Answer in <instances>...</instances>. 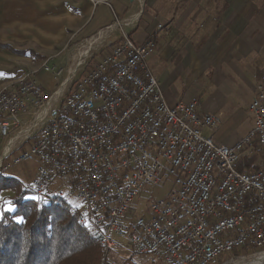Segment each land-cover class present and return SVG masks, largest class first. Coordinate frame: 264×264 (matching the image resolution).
Masks as SVG:
<instances>
[{"label":"built area","instance_id":"built-area-1","mask_svg":"<svg viewBox=\"0 0 264 264\" xmlns=\"http://www.w3.org/2000/svg\"><path fill=\"white\" fill-rule=\"evenodd\" d=\"M155 51L152 40L137 45L124 36L95 69L70 77L54 108L57 99L33 72L1 88L0 171L37 162L33 193L56 187L74 199L106 253L123 240L162 264H218L237 249L243 254L225 264L253 260L264 254V73L248 106L253 127L228 147L203 134L221 114L200 113L197 98L167 102L146 64ZM42 70L58 75L46 63ZM31 113L28 129L10 138ZM27 130L38 138L11 157ZM153 190L166 193L139 211L141 196Z\"/></svg>","mask_w":264,"mask_h":264},{"label":"crops","instance_id":"crops-1","mask_svg":"<svg viewBox=\"0 0 264 264\" xmlns=\"http://www.w3.org/2000/svg\"><path fill=\"white\" fill-rule=\"evenodd\" d=\"M159 2L0 0V89L28 71L35 73L43 90L51 92L58 79L45 73L37 63L63 64L66 70L73 64V70H78L81 64L94 59L100 62L117 44L116 32L122 30L137 45H143L158 34L156 51L148 56L146 64L157 77L170 105L189 102L196 96L200 102L201 93L195 86L194 91L192 86L187 90L180 88L177 82L191 83L208 76L219 64L224 74L215 76L213 71L211 78L220 77V83L227 86L235 80L246 83L252 92L249 106L257 79L264 73V0H166L161 11L156 12ZM134 16L137 18L132 23H126ZM200 17L204 18V32L198 36L199 31H193L192 24ZM163 29L166 33L171 30L178 33L177 39L182 44L178 46L175 39L169 41ZM198 38L204 39V43L197 53ZM232 73H238L239 78L232 77ZM199 112L212 115L200 105ZM218 113L222 115L220 108H216L213 115ZM229 115L232 123L237 114L234 116L231 110ZM27 116L20 117L21 124ZM252 127L253 121L248 132ZM248 132L227 144L222 138L216 143L230 147ZM35 167H38L37 162ZM28 168L22 164L10 175L20 181L29 175L31 181L36 170L30 173ZM153 255L148 264H162L160 257Z\"/></svg>","mask_w":264,"mask_h":264},{"label":"trees","instance_id":"trees-1","mask_svg":"<svg viewBox=\"0 0 264 264\" xmlns=\"http://www.w3.org/2000/svg\"><path fill=\"white\" fill-rule=\"evenodd\" d=\"M164 1L155 6L156 12L161 11ZM166 32L162 31L169 41L175 39L181 45L178 33ZM157 39V33L149 38L155 44ZM31 144L28 139L11 157L28 150ZM10 161L6 159L3 164ZM29 189L30 185L28 188L8 171H0V210L7 206L2 202L6 195L13 209L0 216V264H106L108 253L94 232L78 221L80 206L69 197L57 195L56 187L42 197ZM232 253L243 254L237 250Z\"/></svg>","mask_w":264,"mask_h":264},{"label":"rangeland","instance_id":"rangeland-1","mask_svg":"<svg viewBox=\"0 0 264 264\" xmlns=\"http://www.w3.org/2000/svg\"><path fill=\"white\" fill-rule=\"evenodd\" d=\"M145 17H147V16H145ZM210 18L212 19V16ZM202 19L204 20L203 17H200L199 19L197 18L196 23L192 24L193 31H199L198 36H201V33L204 32ZM200 24H202V25L199 26ZM124 31H127L126 28H124ZM116 33L117 34L115 37H116L117 43H120L122 41L123 37L127 36V32H123L122 30L121 31L118 30ZM203 41H204V39L198 38V43L195 42L196 43L195 49L197 50V53L200 50V46H202V44L204 43ZM184 43H186V41H184ZM106 46H107V43H106ZM107 49L110 50L109 47ZM112 50H113V48L109 51L110 53H108L105 57L110 55ZM102 59H104V58H102ZM102 59H100V61ZM98 63H99V59L98 60L94 59L91 62L89 61L85 64H81V66L77 68L78 70H76V69L73 70V68H74L73 64L69 65V67L66 70L64 67L65 65H63V64H52L50 62H49V64L46 63L51 68H53L55 74H58V75H52L56 79H58V82L56 83L55 89L51 92H46L45 90H43L46 96H49V97L54 96V98L57 99V102L53 104V108L56 105L61 103V98H59L60 95L64 96L67 93V91H68V89L72 83V80L70 77L72 75H74L75 78L82 77V76L86 75L87 73H89L90 71H92L93 69H95V67L97 66ZM42 65H43V63H41V62L37 63V66H40V69H41ZM215 68L216 69L213 70L215 76H217V75L222 76L224 74V71L219 68V64H216ZM240 68H243V67H240ZM213 71L212 72L210 71L209 74H207L208 76H203L202 78L194 80L191 83H189L185 80L179 81L177 83H178V86L180 88L184 87L187 89V88H190L192 86L191 89L193 91H194L193 88L195 86L196 90H198V92L200 91V93H201V95H198L199 98L201 96L199 105L203 109H206V111H208L209 114L213 115L214 110L216 108H220V110L222 111V115H223V117L221 118V123L215 129H211L209 127L206 128L203 131V134L205 136H212V138L214 139L215 142H217L218 139L222 138V139L226 140L225 144H227L230 140H236L243 133L248 132L247 128L251 125V123L253 121L252 116L248 111V102L250 100V96L252 95V92L247 87V84L244 82H241V80H235V81H233V83H231V85H228V86L225 84H221L220 80H219L220 77H218L216 79L213 77L211 78V76L213 75ZM230 75L232 77L235 76L237 78H239V76H240V75L238 76V73L237 74L232 73ZM252 82H253V79H252ZM212 83H215V85L214 84L212 85ZM196 98H197V96H196ZM199 105H198V110H199ZM231 110H234V116L237 114V117L234 118V121L232 123L230 122L231 116L229 115ZM27 117L28 118L24 124L17 125L16 126L17 128L13 127V129H12L13 132L11 133L10 138L14 137L17 133H19L21 131H25L26 129H28L27 127L31 123V120L33 119V113L29 114ZM38 136H39V133L36 130L30 131L28 133V135L23 136V138H22V135H20L19 139L16 141L17 144L13 147V149L16 150L18 147V144L25 142L27 139H29L30 142L32 143L34 141V138L35 137L38 138ZM248 162L250 165L254 164V160H248ZM257 162H260V161L257 160ZM23 165H26L29 167L27 170H29L30 173H33V172H35V170H37V168L35 167L36 162L26 163ZM259 166H260V163L256 166L254 165L253 168H258ZM8 172H9L8 174H10V173L14 174V169L12 172L11 171H8ZM29 180H30L29 175L26 176L25 180L21 179L23 184L27 185L28 188H29V185L31 182ZM148 192L149 191L145 192L141 196L140 201L138 202L139 206H137V208H139V211H144L145 207H147L148 202L150 200L162 198L166 193L163 190H160V191L159 190H153L149 196ZM3 197H5V198H2V202H4V203L9 202L10 196L6 195ZM33 197L34 196L32 195L31 198H33ZM64 197H68V196H64ZM68 200L72 201L75 206H77V205L79 206V204L74 199L70 198ZM3 206H5V205H3ZM237 251H240V250L237 249ZM231 254H233V253H230L229 255H225L218 264H225V262L228 261L230 258L235 257V255L231 256ZM238 256H240V255H238ZM153 257H154V255H152V254L151 255H140L138 253H135V251L132 247L126 245L125 241L121 240L120 245H118L117 248L113 249L110 252V254H107L106 264H148ZM247 261H250V260H243V261L237 260V261L232 262L230 264H239V263L244 264V263H247Z\"/></svg>","mask_w":264,"mask_h":264},{"label":"bare ground","instance_id":"bare-ground-1","mask_svg":"<svg viewBox=\"0 0 264 264\" xmlns=\"http://www.w3.org/2000/svg\"><path fill=\"white\" fill-rule=\"evenodd\" d=\"M137 18V16H134V17H132V19L131 20H129L128 22H126V23H128V24H130V23H132L135 19ZM125 23V24H126ZM91 44V43H90ZM89 46H91V45H89ZM89 47H88V49L85 51V54L89 51ZM82 51H84V50H82ZM81 51V52H82ZM80 62V61H79ZM79 64V63H78ZM42 69H43V66H42ZM73 76V75H72ZM61 90V89H60ZM59 90V91H60ZM63 90V89H62ZM61 93V92H60ZM59 93V94H60ZM56 96V95H55ZM58 97V96H57ZM54 99V97H52V99H51V101ZM50 101V102H51ZM50 105V103L48 104V105H46V107H45V109H48V106ZM29 132V130H27L26 131V133H28ZM78 221H79V223L80 224H82V225H84V226H86V219H81L80 218V216L78 217ZM93 232H94V235H95V237L97 238V240H98V242L100 243V245L102 246V248H103V250L106 252V246H104V243H103V241H102V239H98V232H96L95 230H93V229H91ZM240 264V263H239ZM244 264H264V254H262V255H260V256H258L257 258H255V259H253V260H250V261H247V263H244Z\"/></svg>","mask_w":264,"mask_h":264},{"label":"snow or ice","instance_id":"snow-or-ice-1","mask_svg":"<svg viewBox=\"0 0 264 264\" xmlns=\"http://www.w3.org/2000/svg\"><path fill=\"white\" fill-rule=\"evenodd\" d=\"M35 199V198H33ZM6 207H4L2 210H0V216H2L3 212H7V211H12L13 209L11 208V202H6Z\"/></svg>","mask_w":264,"mask_h":264}]
</instances>
